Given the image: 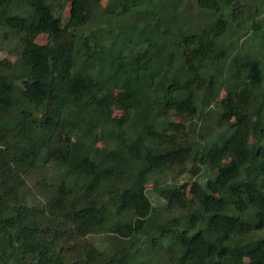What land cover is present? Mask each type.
<instances>
[{"label": "trees", "instance_id": "trees-1", "mask_svg": "<svg viewBox=\"0 0 264 264\" xmlns=\"http://www.w3.org/2000/svg\"><path fill=\"white\" fill-rule=\"evenodd\" d=\"M101 1L0 0V264H264V0Z\"/></svg>", "mask_w": 264, "mask_h": 264}, {"label": "rangeland", "instance_id": "rangeland-1", "mask_svg": "<svg viewBox=\"0 0 264 264\" xmlns=\"http://www.w3.org/2000/svg\"><path fill=\"white\" fill-rule=\"evenodd\" d=\"M109 3V0H102L101 1V6L102 7H105L107 6ZM112 15H113V19H116V20H123L126 18V15L122 12H120V9H114V11L112 12ZM69 16V5L66 6L65 10L63 11V17L64 18H67ZM81 16L83 18H87L88 17V14L86 13H81ZM46 41V35H39L37 37V42L38 43H44ZM13 45V42H12V39H10L9 41H7L5 43V45L3 44V49L0 50V58L2 57H5L7 59H10V60H14L15 57L8 53V50L9 48ZM226 90H222V92L220 93L219 97L217 98L216 100V103L217 104H220L226 97ZM115 98H116V103L115 105L113 106V108L111 109V116L116 120V122L118 124H122L125 120V116H124V113H123V107L125 106L126 104V100H125V93L123 91H115ZM248 115L247 112H244V113H241L238 117H235V118H232L230 121H229V126L232 127L235 125V123L237 122V120H239L240 118L244 117ZM256 120H257V116L255 114L251 115V126H253L252 128H254L255 124H256ZM255 140H253L252 136L249 138L248 142L249 143H252L254 142ZM97 146L99 148H104L106 147V142L105 141H99L97 143ZM205 178V176L203 174H200L199 176V180H203ZM193 178H190L188 175H184L181 177L180 181L182 183H185V186H183L182 188V192H183V195L185 197H190L191 196V190H190V186L193 182ZM151 186L149 185L148 186V192L149 190L151 191ZM149 196L151 197L152 201L155 203L157 201H159V198L157 196V193L155 191L153 192H149L148 193ZM96 240H101L102 237L99 236H95Z\"/></svg>", "mask_w": 264, "mask_h": 264}]
</instances>
